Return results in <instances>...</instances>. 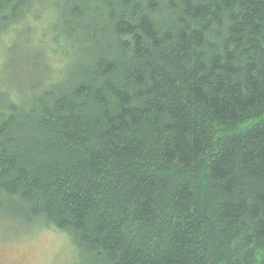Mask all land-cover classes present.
<instances>
[{"label":"trees","instance_id":"trees-1","mask_svg":"<svg viewBox=\"0 0 264 264\" xmlns=\"http://www.w3.org/2000/svg\"><path fill=\"white\" fill-rule=\"evenodd\" d=\"M30 27L0 64L6 217L76 264H264V0H0V45Z\"/></svg>","mask_w":264,"mask_h":264},{"label":"rangeland","instance_id":"rangeland-1","mask_svg":"<svg viewBox=\"0 0 264 264\" xmlns=\"http://www.w3.org/2000/svg\"><path fill=\"white\" fill-rule=\"evenodd\" d=\"M24 26L21 25L22 28ZM30 30L24 31L14 40L11 34L6 35L0 45V64L9 61L14 55H16L15 59L19 60L26 49L34 48L35 41L31 39L33 29ZM9 48L12 49L8 50ZM6 74L10 76L8 70ZM5 214L0 209V264L77 263V250L67 234L39 226H29L23 221L9 219Z\"/></svg>","mask_w":264,"mask_h":264}]
</instances>
